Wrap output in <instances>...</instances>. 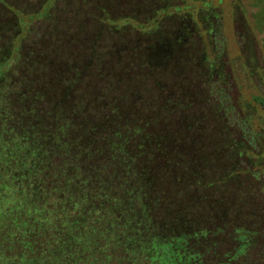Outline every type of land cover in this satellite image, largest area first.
Segmentation results:
<instances>
[{
	"label": "trees",
	"instance_id": "obj_1",
	"mask_svg": "<svg viewBox=\"0 0 264 264\" xmlns=\"http://www.w3.org/2000/svg\"><path fill=\"white\" fill-rule=\"evenodd\" d=\"M15 1L0 0V52L20 37L10 20L32 16ZM210 2L189 8L205 10L203 31L221 37ZM68 4L69 24L87 26L77 47L90 55L114 32H134L145 48L116 51L117 62L94 57L92 85L76 78L64 94L38 90L18 109L0 61V264H264V146L224 91L222 55L210 59L197 42L204 16L192 19L181 0ZM33 79L15 84L17 98ZM47 96L83 113L87 140L71 134L64 122L74 117L59 106L34 110Z\"/></svg>",
	"mask_w": 264,
	"mask_h": 264
},
{
	"label": "rangeland",
	"instance_id": "obj_2",
	"mask_svg": "<svg viewBox=\"0 0 264 264\" xmlns=\"http://www.w3.org/2000/svg\"><path fill=\"white\" fill-rule=\"evenodd\" d=\"M175 1L177 3L179 0ZM196 1L201 0H181L186 12L191 14L192 19H196L197 14H201V17L204 16L201 20L202 25L199 23L200 21L196 23V33L199 35L197 42L204 51H207L210 59L216 61L214 56L216 51L222 55L221 63L224 66L221 67L220 73L225 82L223 84L224 91L229 94L233 104L240 107V114H248V126L254 134L259 136L258 143L263 147L264 122H260L259 118L261 119L264 115V0H210L209 21L210 24L213 22L214 27L220 25L221 37L213 36L214 34L218 35L215 31H213V35L203 31V29L209 31L206 11H203V15L199 11L203 9L196 7L192 10L189 8ZM70 2L72 0H17L13 4L14 7L21 9L25 15H32L30 19H26L25 16L21 26L19 20L14 18L10 20L12 23L10 25L15 27L19 25L20 37L11 42L5 39L2 44H8L9 50L0 52V61L7 63L3 71L8 70L7 73L5 72L7 78L16 81L13 82L14 85H10L13 88L12 96H7L11 97L10 102L12 104L16 102L17 105L14 106L17 109L18 107L28 108L31 100L28 97H35L38 90L43 91L44 95L48 93L50 96L64 94L62 89H67L69 82H74L76 78L79 79L78 84H84L85 88L88 84L92 85L94 79L88 76L94 70L93 67L98 64V60L94 57L98 58L99 56L104 59L106 57L117 62L120 53L122 57L127 55V53H123L126 52L125 49L145 48V45H138L137 42H134L133 39L137 38L134 36V32H129L127 35L114 32L111 36L104 35L102 37V44L99 45L102 49L99 48L100 51L96 52L97 55H90L88 50L81 49L80 46L77 47L79 45L78 35H82L87 26L77 25L76 19H74V24L73 22L70 23L71 25L69 24L72 15L75 13L73 12L74 7L68 6ZM1 7L0 5V9ZM79 7L84 12L88 11L87 6L85 7L82 3L79 4ZM188 8L189 11H187ZM8 14L10 15V13ZM93 14L95 15L94 12ZM1 19L0 16V25L2 26ZM78 20L82 21L83 17L79 16ZM87 29L88 34L93 30H90V27ZM94 33L93 31L92 35ZM161 45V47L173 49L174 45L179 47L183 44H179L178 41L172 44L164 40ZM216 45H220L221 50H216ZM183 48L186 52L193 50L189 49L187 44ZM106 50L111 52H106ZM116 51H120V53H116ZM27 62L30 65L33 64L34 67L25 72ZM69 66L72 67L71 72L67 70ZM61 67L65 69L61 70ZM26 74L35 77V79L27 89L29 91L26 93L27 99L17 98V95L14 94L17 88L15 84ZM86 82L87 84H85ZM74 98L83 102L84 100H91V97L81 99L76 91L72 93V99ZM20 99L24 101L20 102ZM47 99V101L44 99L41 102H34V110L38 108L39 112H44V107L56 109L59 106L60 111L58 98L55 99L54 97L51 100L48 97ZM60 112H63L64 116L74 117V119L70 118L69 121L64 122L70 126L71 134L81 136L82 141L87 140L83 137L85 134L83 126L86 122L83 121V113H76L75 116L71 114V110L63 109ZM89 123L90 128L97 124L96 119L89 121ZM257 146L258 144L253 143L252 147Z\"/></svg>",
	"mask_w": 264,
	"mask_h": 264
}]
</instances>
